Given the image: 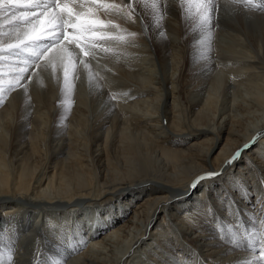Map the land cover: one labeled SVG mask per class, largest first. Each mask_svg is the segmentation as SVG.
Segmentation results:
<instances>
[{
	"label": "bare ground",
	"instance_id": "bare-ground-1",
	"mask_svg": "<svg viewBox=\"0 0 264 264\" xmlns=\"http://www.w3.org/2000/svg\"><path fill=\"white\" fill-rule=\"evenodd\" d=\"M134 6V22L93 12L87 3L80 7L81 20L111 19L120 27L109 30L126 36V41L97 40L99 47L92 49L96 58L103 54L109 66L115 65L109 79L102 70L98 74L114 85L94 80L88 90L98 62L91 58L93 65L86 67L72 43L32 63L19 82L24 87L15 86L19 73L12 62H0L5 90L0 104V264H240L250 259L246 249L230 242L227 229L260 230L264 223V118L243 124L227 114L229 107L219 98L208 97L218 88L210 92L211 87L203 98L200 93L204 73L215 60L216 65L225 55L227 60L228 53L242 61L238 66L244 74L264 69V13L222 0L218 27L209 36L198 27L200 5L185 4L190 12H182L181 0H161L166 14L159 26L151 0H136ZM44 19L36 21L37 30ZM9 20L0 19L4 41L16 35L18 22ZM213 37L217 41L211 49ZM72 50L84 64L76 74L82 96L88 90L83 103L76 99L79 90L72 79L60 84ZM152 63L159 79L150 77ZM145 64L147 80L131 83L134 76L127 70L137 74ZM167 66L172 76L177 74L175 80ZM256 97L262 107L264 97ZM245 144L252 147L224 168ZM222 169V175L191 187L198 177ZM103 215L109 216L106 224ZM92 216L94 222L86 227L83 219L91 222Z\"/></svg>",
	"mask_w": 264,
	"mask_h": 264
},
{
	"label": "snow or ice",
	"instance_id": "snow-or-ice-1",
	"mask_svg": "<svg viewBox=\"0 0 264 264\" xmlns=\"http://www.w3.org/2000/svg\"><path fill=\"white\" fill-rule=\"evenodd\" d=\"M222 0H181L182 12H190L183 8L185 4H197L201 7L198 12V27L201 34L209 36L218 27V12ZM87 3L93 12H103L105 15L127 18L135 21L137 9L134 6L136 0H0V19L4 16L10 17L9 23L18 22L13 25L15 28V39L4 41L0 39V62L10 61L12 66L18 71L15 77L17 87H24L19 82L25 79L28 67L35 61L45 57L53 48H56L63 39L69 43H75L85 56L93 55L92 49L99 47L97 40H119L126 41L125 35H117L111 32L110 28L119 29V25L113 20H102L99 16L81 20L80 7ZM154 18L162 21L165 16L164 10L160 7L161 0H151ZM231 3L243 4L249 11L264 13V0H231ZM92 6H95L94 8ZM41 17L45 18L37 30L36 21ZM79 20V23L76 21ZM68 25L72 31H64V26ZM21 27L29 28V31L22 32ZM126 32V30H123ZM136 33H127V36L135 37ZM203 43V41H201ZM107 51V49H105ZM26 54V55H25ZM31 57V59H29ZM63 61V58H61ZM53 64L55 74L56 65ZM83 63V61H81ZM75 64V57L68 54V62L63 64L64 82H69V71ZM22 65V66H21ZM88 67V65H85ZM72 79H76L73 69ZM91 79V77H90ZM11 90V89H9ZM4 89L0 87V104L3 103ZM115 98V95L113 96ZM254 137L252 144L256 142ZM252 144H245L225 163L224 168L233 166L241 158L242 153L252 147ZM223 174L220 172H208L197 178L191 185L194 189L205 179H215ZM237 228L240 225L237 223ZM227 237L238 249L247 250L250 259L240 262V264H264V223L260 230L251 229L248 231H233L232 226L227 229ZM223 238V237H222ZM246 241V245L244 243ZM11 259V257H9Z\"/></svg>",
	"mask_w": 264,
	"mask_h": 264
},
{
	"label": "rangeland",
	"instance_id": "rangeland-1",
	"mask_svg": "<svg viewBox=\"0 0 264 264\" xmlns=\"http://www.w3.org/2000/svg\"><path fill=\"white\" fill-rule=\"evenodd\" d=\"M243 10H246L245 8L243 9ZM213 34H216V33H213ZM213 41V42H212ZM214 41L216 42L217 41V38L215 39V37H213V39L211 40V42H210V45L213 43L214 44ZM74 46H76L74 43H72ZM213 44L210 46L211 47V49H213ZM66 46V45H65ZM220 47L219 48H221V47H223L224 46V42L222 41L221 42V44L219 45ZM66 47H68V46H66ZM69 47H71V46H69ZM216 48H217V46H215ZM236 50H240L239 49V47H237L236 46V48H235ZM242 51H246V49H241ZM79 51H80V49H79ZM255 51H256V53H258L257 52V49L255 48ZM72 53V56H76L77 57V55L79 56V54L78 53H75L73 50L71 51ZM73 52H74V54H73ZM263 53H264V50H263ZM95 54V53H94ZM50 55V54H49ZM225 55V54H224ZM234 56L235 55H232L231 53H228L227 54V60H226V55H225V58H224V60H223V62H221V63H219L218 65H216L217 64V61L215 60H213L214 62V65L216 66H214V65H212V66H214V67H210L205 73H204V76H206V78H205V89H204V91L203 92H201L200 93V97L202 96V98L203 97H205L207 94L209 95L208 97H210V96H216L215 98L217 99V98H219V103L220 102H222V105L224 104V105H227V108L229 107V108H231V109H229L228 108V115L229 116H232V117H234V116H236V120H238V121H242L241 123H243V124H246V123H251L253 120L255 121V119L257 118V120L259 119V117L263 120V118H264V104H263V106L261 107V106H259V105H257L258 103H256V96H259V98H262L263 99V97H264V74H263V70L264 69H261V68H258V71L259 70H261V71H254V75H253V73H251L250 75H247V74H244V71L238 66V63H240V64H242V61L241 62H239L240 60H236L235 61V58H234ZM75 57V58H76ZM95 56H91V55H89V56H85L84 55V61H85V64L87 65L88 64V66L89 67H91L92 65H93V58H94ZM100 57V58H99ZM98 58H94V61H97L98 63V65L97 64H95L96 65V69H95V67L93 68V71H92V73H91V75H90V77L92 78L95 74H96V77L98 76V74L101 72V70H102V72L105 74L106 73V78H108L107 76H112L113 75V73H112V71L110 70L112 67H115V65H108L107 63H110L109 62V60H106L105 59V57L106 56H104L103 54H101L100 56H99ZM233 57V58H232ZM262 59L264 58L263 57V54L260 56ZM92 58V60H90ZM222 58V59H223ZM96 59V60H95ZM97 59H105V62H101V60H97ZM216 59V58H215ZM230 59V60H229ZM234 59V60H233ZM81 60V59H80ZM80 60H78V62H77V58L75 59V64L73 65V68H71V72H69V74L71 75V77H70V79H72V72H73V69L75 70V73L77 74V71H78V69L81 67V66H84V64L83 63H81V61ZM82 60V61H83ZM226 60V62H224ZM67 61H68V59H67ZM92 62V63H91ZM231 62V63H230ZM157 63V62H156ZM212 63V64H213ZM226 63V64H225ZM81 64V65H80ZM154 66H155V68L154 69H152L154 66L153 65H151V69H149L150 70V73L152 74V72L153 71H155V73L153 72V75H151L150 74V77L151 78H156V79H159V77H160V74H159V72H158V66H157V64H155V63H152ZM239 64V65H240ZM222 65V66H221ZM227 65V66H226ZM62 65H60V67H61ZM110 68H109V67ZM236 66V67H235ZM226 67V68H225ZM141 68L142 69H139V72L140 73H137V74H135V71H133V70H127L128 71V73H130L131 74V77L132 76H134L133 78L134 79H132L133 81L131 82V83H139L140 85H142L143 84V82H144V80H147V78H148V76H147V72L145 71L146 69L145 68H148V67H146V64L145 65H143V66H141ZM157 68V69H156ZM229 68H230V70H229ZM100 69V70H99ZM219 69V70H218ZM223 69V70H222ZM153 70V71H152ZM169 70V73H168V76L170 77V78H172V80H175L176 78H177V74L175 75V76H172V69L169 67L168 68V66L166 67V71H168ZM60 71H61V69H60ZM95 71V72H94ZM98 71V72H97ZM130 71V72H129ZM165 71V72H166ZM222 71V72H221ZM231 73H230V72ZM49 72V73H48ZM95 74H94V73ZM208 72H209V74H208ZM243 72V73H242ZM108 73V74H107ZM217 73L221 76H217ZM230 73V75H228ZM262 73V74H261ZM45 74H46V71H45ZM47 74L49 75L50 74V70H47ZM55 74H56V71H55ZM55 74L54 73H52L51 75H54V77H55ZM34 75H35V73L34 74H32V77H34ZM69 75V76H70ZM138 75H139V79H138ZM223 75V76H222ZM244 75V76H243ZM105 76V75H104ZM114 76V75H113ZM140 76H141V78H140ZM226 78H225V77ZM248 76V77H247ZM251 76V77H250ZM260 76V77H259ZM31 77V78H32ZM92 78V84H90V85H88V90H91L92 88H93V86H94V82L95 81H101L102 80V78L100 79V77H99V79H97V78ZM56 78V77H55ZM235 78V79H234ZM263 78V79H262ZM109 79V78H108ZM208 79V80H207ZM225 79V80H224ZM241 79V80H240ZM95 80V81H94ZM103 80L105 81L106 80V83L108 82V80L107 79H105V77L103 78ZM102 80V81H103ZM220 80H222V82L220 83ZM236 80V81H235ZM31 81H32V79H31ZM72 81H73V83H74V85H75V87L79 90V91H77L76 92V96L78 97V98H76L79 102H85L86 101V98H87V94H88V90L87 91H84V94H83V96H82V93H81V88H80V85L78 84V78H77V76H76V79L75 80H73L72 79ZM91 82V81H90ZM141 82V83H140ZM108 83H110V85H114L115 83L114 82H112L111 80H109V82ZM51 84H53L54 85V83H51ZM60 84L61 85H63V86H66V84H65V82H64V77H62L61 79H60ZM59 84V85H60ZM221 84V85H220ZM77 85V86H76ZM93 85V86H92ZM109 85V84H108ZM259 85V86H258ZM74 87V86H73ZM111 87V86H110ZM211 87H213L212 89H211ZM214 87L215 88H218L219 89V92L217 91L216 92V94H215V91H214ZM219 87H221V88H219ZM236 87V88H235ZM63 88V87H62ZM233 88H235V89H233ZM258 88V89H257ZM122 89V87L120 86L117 90L119 91V90H121ZM211 89V90H210ZM263 91H262V90ZM76 90V89H75ZM210 90V92L211 91H214V93L212 92V93H209L208 91ZM217 90V89H216ZM261 90V91H260ZM251 91H254V92H251ZM257 93H256V92ZM260 93H259V92ZM43 92V93H42ZM41 93H42V95H45V92H44V90L42 91ZM208 92V93H207ZM250 92L251 94H248V93ZM40 93V94H41ZM79 93V94H78ZM108 93V92H107ZM204 93V94H203ZM205 93H207V94H205ZM40 94H37V95H40ZM211 94H213V95H211ZM215 94V95H214ZM229 94V95H228ZM261 94H262V96H261ZM108 95V94H107ZM194 95H197V93H195ZM255 95V97H253ZM86 96V97H85ZM234 96V97H233ZM252 96V99L250 98V97ZM237 97V98H236ZM236 99L235 101H234V103L235 104H237V105H235V104H233V103H231V102H233V100L234 99ZM80 99H81V101H80ZM233 99V100H232ZM241 100H243V101H245V103L242 101V102H240ZM264 100V99H263ZM230 102V103H229ZM237 102H239V103H237ZM219 103H217L216 105H217V107L219 106L218 104ZM232 105H235V106H232ZM79 106H81V108H85V107H83L82 105H79ZM235 107V108H233L232 109V107ZM239 107H241L242 108V111H240L239 110ZM35 110V109H34ZM36 111H37V109H36ZM35 111V112H36ZM235 111V112H234ZM260 111V112H259ZM262 113V115L260 116V114ZM239 114V115H238ZM253 114V115H252ZM259 116V117H258ZM256 117V118H255ZM260 119V120H261ZM216 122V121H215ZM84 149L85 150H87L88 148L87 147H84ZM68 156V154L66 155V157ZM74 191V189H70L69 190V192H73ZM106 191V190H105ZM67 198V197H66ZM63 199H65V198H63ZM55 200H58V201H60L61 199H55ZM81 206H84V205H81ZM102 207V206H101ZM38 210V209H37ZM91 210L92 209H90V212H91ZM94 210V209H93ZM38 211H40V210H38ZM95 211V210H94ZM85 212H87V210L85 211ZM51 214H53V213H51ZM88 214H90V213H87V215ZM103 214V213H102ZM105 214V213H104ZM54 215V214H53ZM78 215H80V213L78 214ZM90 215H93V213H91ZM46 216H47V218L50 216V215H48V213H46ZM82 217H83V214H82ZM88 217H89V215H88ZM88 217H86L85 219H83L84 220V223H85V226L86 227H90V224L92 223V222H94V217L93 218H91V219H93L91 222H90V220L88 221ZM98 217V216H97ZM109 217V216H108ZM107 217V215H103V217L102 218H104L105 220H106V218H107V220H106V222H105V224L106 223H108L109 222V218ZM75 220V219H74ZM72 223V220L69 222V224H71ZM77 224V223H76ZM76 224H74V225H76ZM73 225V226H74ZM112 225H109L108 227H105L104 229H106V230H108V228L109 227H111ZM105 230V231H106ZM81 231V230H80ZM104 231H101V232H99V233H97V234H95L94 235V237H98V234H100V233H103ZM86 235H88V236H90L91 235V233L90 232H87L86 233ZM90 238H93V237H90ZM90 238H86L85 240H84V242L85 241H88L87 239H90Z\"/></svg>",
	"mask_w": 264,
	"mask_h": 264
}]
</instances>
